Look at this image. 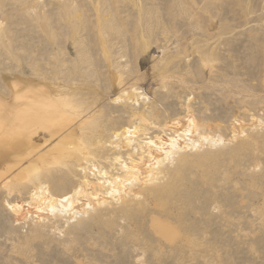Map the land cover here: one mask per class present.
<instances>
[{
    "label": "rangeland",
    "instance_id": "1",
    "mask_svg": "<svg viewBox=\"0 0 264 264\" xmlns=\"http://www.w3.org/2000/svg\"><path fill=\"white\" fill-rule=\"evenodd\" d=\"M21 113L79 123L82 149L8 172L19 140L2 133ZM187 114L198 147L154 177L86 213L32 202L39 182L73 193L92 165L124 177L110 160L147 152L115 133L176 136L165 126ZM0 264H264V0H0Z\"/></svg>",
    "mask_w": 264,
    "mask_h": 264
},
{
    "label": "bare ground",
    "instance_id": "2",
    "mask_svg": "<svg viewBox=\"0 0 264 264\" xmlns=\"http://www.w3.org/2000/svg\"><path fill=\"white\" fill-rule=\"evenodd\" d=\"M44 98L45 96L38 94L35 96L34 102H30L29 105L27 104L26 106L34 111L33 105L42 103ZM185 116V118H177L178 120L175 119V122L172 121L171 124L169 123L165 126V128H168L170 130L174 129V132H176V136L174 135L167 138L158 135H156L155 137H150L147 135L145 139L141 141L138 137L141 134L142 130L139 126L136 125H130L129 127H125L121 131H117L115 133V137L117 139V143L115 146L117 148L126 149L127 151L132 150V152L134 151V153H136L137 151H139L140 149L142 150L145 147L146 150L143 152H147L146 155L141 154V157L138 160L133 158L130 162L122 161L121 156H115L110 160L111 164L119 163L121 170L125 173L124 177H121V175L110 176L108 174V171L105 170L104 167H97L95 165H92V176H90V174L85 175L83 177V180L80 181V187L78 189H75L73 193L59 196L52 192L48 186L43 185V182H39V184L37 183L38 185H36L34 190L32 191V202H40V204L46 205L52 212L57 211L60 214L72 213L73 215H76L79 214L82 209L86 213L88 212V209H93L96 204L105 202V198L108 196H115L116 194L122 195V192H126V185L137 181L139 178L142 182H144L145 178L154 177L158 173L156 169H158V167L165 161L170 160L175 154L183 150H187L188 148L192 149L198 147L200 139H196L194 137L197 134V124L191 115L187 114ZM14 117L16 116L14 115ZM19 117L21 118V120H23V125H20L22 127H13L11 130L12 133L8 130L2 133L9 139V144L11 141H14L13 143H15V140H19V142L17 143L18 150H14V152L12 153L13 159L8 164V172H12L15 167L20 168L21 174L29 172L32 168H36L39 172L41 161L48 159V157L54 158L58 156V153L60 154V152L63 154H72V152L82 149V138L77 132L78 128H81L79 123L68 121V123L62 125L60 129L52 130L53 128L51 126L53 125V121L49 120L51 119V116H38L37 119L34 120L35 122L31 121L34 118L31 120H24L26 118L23 113H21V116H18L16 119H19ZM141 120L145 121V118H143L142 116ZM181 122H183V124H181ZM38 123L41 124V126H43L44 128L50 129L48 138H46L44 140V143L42 144H38V142L34 141L33 139L34 136L32 135H34L35 131L37 130L34 129V132L31 131L32 128H35L36 124ZM186 124H188V127L183 128ZM146 134L147 133H145V135ZM54 136H57L56 141L54 143H51L50 141ZM200 138L201 140L203 139L210 142L217 141L208 137ZM182 139L184 142L181 141ZM68 140L72 142H69ZM135 145L137 146L135 147ZM45 147H47V149H44ZM134 153L129 154V156H132ZM86 155L88 156V153H86ZM87 156L83 158L87 161L86 163L90 161ZM79 166H81V164ZM87 168L88 167H82V170L86 173V171L88 170ZM6 179L7 180L5 182V185L13 182V177H8ZM116 183L120 184V186H117ZM102 190H105L108 196L105 197ZM82 200H85V203L82 202V205L79 204L80 207L82 206V209L80 208V210L78 209V203ZM32 202L27 204L15 203L11 205V207L15 211H21L25 210V206H31L33 204ZM34 205H36L38 211H42V208H39V205ZM27 211L29 212L28 209Z\"/></svg>",
    "mask_w": 264,
    "mask_h": 264
}]
</instances>
